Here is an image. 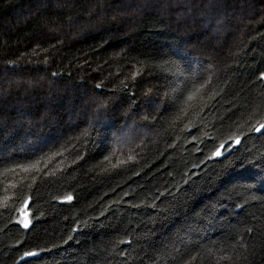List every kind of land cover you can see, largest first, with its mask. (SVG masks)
<instances>
[{"label": "trees", "instance_id": "1", "mask_svg": "<svg viewBox=\"0 0 264 264\" xmlns=\"http://www.w3.org/2000/svg\"><path fill=\"white\" fill-rule=\"evenodd\" d=\"M261 124L264 0H0V264H264Z\"/></svg>", "mask_w": 264, "mask_h": 264}, {"label": "snow or ice", "instance_id": "2", "mask_svg": "<svg viewBox=\"0 0 264 264\" xmlns=\"http://www.w3.org/2000/svg\"><path fill=\"white\" fill-rule=\"evenodd\" d=\"M191 98H192V97L190 96L189 99H191ZM261 129H264V124H261L260 127H259V128H256L255 130H256L257 132H260ZM236 143L239 144V143H240V140L237 139V140H236ZM215 155H217V156L220 155L219 150H217V152L215 153ZM68 199H71V197H68ZM26 255H35V253H28V254H26Z\"/></svg>", "mask_w": 264, "mask_h": 264}]
</instances>
